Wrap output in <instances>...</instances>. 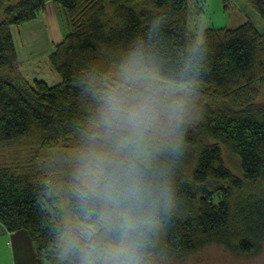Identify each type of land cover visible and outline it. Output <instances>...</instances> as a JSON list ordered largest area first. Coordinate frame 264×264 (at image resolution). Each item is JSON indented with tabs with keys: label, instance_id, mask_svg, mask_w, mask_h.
<instances>
[{
	"label": "trees",
	"instance_id": "obj_1",
	"mask_svg": "<svg viewBox=\"0 0 264 264\" xmlns=\"http://www.w3.org/2000/svg\"><path fill=\"white\" fill-rule=\"evenodd\" d=\"M191 1L0 0V148L29 149L24 160L0 162V226L25 231L47 264H68L56 244L57 189L69 170L68 156H60L79 145L91 107L85 89L138 48L166 73L189 47L202 53L184 154L173 166L179 207L155 237L152 259H183L213 243L237 254L261 251L264 33L248 21L206 28L198 42L189 26ZM244 1L264 20V0ZM49 3L60 8L69 30L49 55L61 78L55 85L16 72L13 34ZM57 150L63 153L54 155Z\"/></svg>",
	"mask_w": 264,
	"mask_h": 264
},
{
	"label": "clouds",
	"instance_id": "obj_2",
	"mask_svg": "<svg viewBox=\"0 0 264 264\" xmlns=\"http://www.w3.org/2000/svg\"><path fill=\"white\" fill-rule=\"evenodd\" d=\"M171 73L136 49L89 81L91 107L57 189L58 254L68 264H152L155 237L178 210L174 168L191 122L198 47Z\"/></svg>",
	"mask_w": 264,
	"mask_h": 264
},
{
	"label": "rangeland",
	"instance_id": "obj_3",
	"mask_svg": "<svg viewBox=\"0 0 264 264\" xmlns=\"http://www.w3.org/2000/svg\"><path fill=\"white\" fill-rule=\"evenodd\" d=\"M245 2L244 0H230L226 6L221 0H192L189 26L194 38L198 42H202L203 31L206 28H237L248 21L253 22L264 33V20ZM59 11V7L49 3L37 20L13 28L20 60L19 70L16 69V72L24 75L29 81L38 78L45 80L50 85L61 81L59 74L49 61V55L54 45L69 32L65 19ZM114 72L115 70L112 73ZM31 149L30 152L37 153L38 151L37 147L32 146ZM28 152L29 149L26 146L0 148V162L24 160L23 158L28 155ZM61 153L63 150H57L54 155ZM71 153H65L60 157H69ZM56 206L61 210L59 203ZM0 231L8 234L6 246L11 252L14 240L11 236L13 232H7L2 226H0ZM32 251L38 255L35 246L29 248V252ZM37 257L39 258V256H33L35 259ZM44 262L47 264L46 260ZM5 264H11L10 259ZM152 264H264V245L260 252L247 255L237 254L224 245L213 243L193 255L183 259H174L171 262H164L155 256L152 259Z\"/></svg>",
	"mask_w": 264,
	"mask_h": 264
},
{
	"label": "crops",
	"instance_id": "obj_4",
	"mask_svg": "<svg viewBox=\"0 0 264 264\" xmlns=\"http://www.w3.org/2000/svg\"><path fill=\"white\" fill-rule=\"evenodd\" d=\"M7 235L0 231V264H5L8 259H10L11 264H45L43 258H33V256H37L35 251L29 252V248L33 247V244L25 231L12 233L11 236L14 240L11 252L6 246Z\"/></svg>",
	"mask_w": 264,
	"mask_h": 264
}]
</instances>
